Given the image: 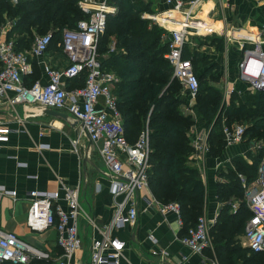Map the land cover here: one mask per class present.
Masks as SVG:
<instances>
[{"label": "built area", "instance_id": "2783aa9c", "mask_svg": "<svg viewBox=\"0 0 264 264\" xmlns=\"http://www.w3.org/2000/svg\"><path fill=\"white\" fill-rule=\"evenodd\" d=\"M166 1L169 7L151 17L168 34L169 49L164 56L173 66V77L181 81L191 98H196L200 80L192 59L184 55V48L191 34H211L215 31L213 25L197 19L195 14L197 7L208 0ZM79 5L87 17L80 19L77 27L63 30L60 45L67 56V63L62 68L50 65L44 58L54 37L52 32L36 35L31 48L21 50L14 38H9L3 29L0 30V96L12 92L8 103L13 107L18 103L43 104L66 111L83 123L112 175L110 190L115 197L114 214L110 222L103 225L102 235L92 239L89 255L83 260L79 256L83 245L78 224V218L83 212L79 185H64L52 191L32 189L29 192L27 223L35 231L54 226L58 231L57 242L62 251L53 257L47 249L25 240L14 231L0 227L1 262L29 263L38 258L53 259L56 264H122L126 242L113 234V229L137 223V193L149 184V125L146 124L134 143L128 141L113 91L117 79L112 71L103 67L100 54V43L108 17L118 10V6L111 0H80ZM252 41V44L245 47L239 61V78L252 91H260L264 90V46L260 40ZM115 49L116 42L113 40L110 51ZM32 56L37 57L43 65L48 75L46 82L36 80L30 85L26 83L25 75L33 70ZM83 73L86 74L85 84L68 88V79ZM101 95L104 96L102 106L98 103ZM245 130L242 123L234 126L224 124L226 144L243 140ZM9 132L10 128L4 127L0 121V142L9 140ZM196 142L202 151L209 149L207 137L200 136ZM240 177L243 178L241 174ZM243 185L244 201L252 212L245 224V238L253 251L263 252L264 159L256 179ZM0 191L16 195L15 190ZM159 205L163 212H176L180 224L184 223L179 202ZM181 241L196 252H202L212 244L211 223L204 214L199 216L196 225L189 227ZM164 258L162 255L160 261Z\"/></svg>", "mask_w": 264, "mask_h": 264}, {"label": "trees", "instance_id": "16d2710c", "mask_svg": "<svg viewBox=\"0 0 264 264\" xmlns=\"http://www.w3.org/2000/svg\"><path fill=\"white\" fill-rule=\"evenodd\" d=\"M79 1L0 0V27L7 20H14L7 36L14 38L21 50L31 48L37 33L50 31L54 36L50 48L55 49L58 40L62 39L63 30L77 27L78 21L87 17ZM111 2L118 5V10L108 17L100 51L109 52L111 42L115 40V51H110L111 54L102 63L104 68H114L121 76L113 91L123 118L125 134L128 141L134 143L148 123L151 147L149 184L162 201L174 200L180 203L184 220L183 231L186 232L189 227L197 224L206 204L202 176L188 161L194 148L188 132L194 125L195 118L180 109L183 98L178 95L179 88L176 86L181 81L173 77V66L164 56L169 49V41L162 40L164 28L142 17L144 11L151 9L150 6L139 5L136 0ZM203 38L202 36L193 47L194 51L186 43L184 55L192 59L200 80L198 108L203 124L207 127L213 125L208 142L211 154L217 156L223 152L227 143L224 124L246 125L243 138L248 145H252V142L256 144L260 137L264 138V90L256 91L251 96L254 101L250 107L238 92L226 103L221 89L202 85V81L208 76V80L212 81L214 76L220 78L222 74L217 61L196 51ZM216 67L220 68L217 73L214 71ZM38 74V66L34 64V71L26 76V83L32 84ZM85 77L86 74L83 73L69 79L73 81L72 86L77 87L85 84ZM256 147L245 154L250 160L244 154H238L233 158L235 167L218 170L222 180L218 183L217 195L224 204L219 221L212 228V235L221 264H238L237 259L241 257H244L247 264H264V251L256 252L249 247H243L238 239L252 214L244 201L245 187L240 173L244 174L247 183H251L258 176L264 145ZM237 199L243 201L234 211L232 204ZM234 254L237 259L231 260ZM0 264H52V259L35 258L29 263Z\"/></svg>", "mask_w": 264, "mask_h": 264}, {"label": "crops", "instance_id": "0c3cea01", "mask_svg": "<svg viewBox=\"0 0 264 264\" xmlns=\"http://www.w3.org/2000/svg\"><path fill=\"white\" fill-rule=\"evenodd\" d=\"M148 1L152 10H157H154L153 14L169 7L166 0ZM145 14H148L147 10ZM195 14L197 19L213 25L215 31L211 34H191L187 43H193L195 37L199 36L197 39H200L203 36L204 38L199 41L198 50L200 51L204 47L216 48L215 42L218 40H225L229 47L233 45L237 47L239 44L238 53L231 52L228 55L226 51L224 58L221 60L216 58L215 61L221 69L228 70L226 80H233L228 85L224 84L225 95L228 96L230 90H237L241 96L245 97V92L251 89L239 78V61L245 47L252 44V40H260L264 46V0H208L197 7ZM12 25L14 20H7L0 30L3 29L7 34ZM164 34L167 40L166 30ZM60 48L63 55L61 58L55 55L56 51L53 48H49L44 55L46 62L56 68H62L67 63V56L61 45ZM231 48L233 50V47ZM204 53L213 59L217 56L215 53ZM31 61L33 70L25 75V78L33 73L35 64L39 70L36 80L46 82L48 75L39 59L32 56ZM72 84L73 81L68 79V88L76 86ZM230 84L233 85L232 89H228ZM12 94L9 92L0 96V121L4 127L10 128L9 140L0 142V190H15L16 195L0 191V227L16 232L25 240L47 249L53 257H56L62 251L57 242L56 228L50 226L42 231H35L27 223L30 206L29 192L32 189L52 191L61 189L64 185H79V200L83 211L78 218L79 233L83 243L79 256L84 260L89 255L92 239L102 235L103 225L108 224L114 214L115 197L110 190L112 175L99 153L98 146L92 155L95 165L88 163L84 169L82 157L76 145L74 129L63 119L54 116H30V112L24 109L23 103L13 107L8 103V98ZM188 98L190 105L192 98L190 96ZM227 98L224 100L226 103L229 102ZM98 103L101 106L104 105L103 95L99 97ZM212 128L206 129L199 117L188 132L191 144L194 146L188 161L198 169L204 182L206 204L201 215L204 214L211 223L212 244L202 252H196L183 243L181 239L186 233L183 231L184 223L180 224L176 212L160 210L159 204L166 202L159 199L148 184L137 193L139 208L137 223L125 224L113 229V234L126 242L122 264H221L212 235V228L219 221L224 204L217 195L218 183L222 180L218 170L235 167L233 158L238 154H244L245 158L250 160L245 155L246 152L260 145L257 143L248 145L243 139L226 144L223 152L214 156L210 148L202 151L196 142L200 136L207 137L208 140ZM241 175L243 177L241 180L244 179L243 184L247 183L244 174ZM241 201L242 199H237L233 202L234 211ZM244 232L238 236V239L243 247L250 248ZM162 255L165 258L161 262ZM236 256L234 254L231 260H236ZM237 260L238 264H247L244 257ZM52 264H56L53 259Z\"/></svg>", "mask_w": 264, "mask_h": 264}, {"label": "rangeland", "instance_id": "374dc122", "mask_svg": "<svg viewBox=\"0 0 264 264\" xmlns=\"http://www.w3.org/2000/svg\"><path fill=\"white\" fill-rule=\"evenodd\" d=\"M136 3L137 4H139V5H142V6H150V2L148 1V0H136ZM117 5V4H116ZM118 6V5H117ZM149 8H151V7H149ZM155 10V9H154ZM152 10V8L151 9H149V10H147L148 11V14H145V11L143 12V14H142V16L144 17V18H147V19H150L153 23H157L158 25H160L158 22H156V21H154V19H152V18H150L152 15H154L153 14V12H155V11H157V10ZM150 14H151V16H150ZM161 27H162V25H160ZM164 30H166V29H164ZM39 34H43V33H37L36 35H39ZM35 35V36H36ZM197 37H199V36H197ZM197 37H195L193 40V43H190L189 44V46H190V49H191V51H194L195 49L193 48L194 46H195V44H196V42H198V40L199 39H197ZM166 39V37H165V34L163 33V35H162V40H165ZM208 42V41H207ZM58 45L55 47V55L56 56H58V57H62L63 55H62V53H61V48H60V40H58V43H57ZM215 45H216V48H203L201 51L200 50H196L198 53L200 52V53H204V52H206V53H208V54H213V53H215L217 56L216 57H214V60L217 58V59H222V58H224V53L227 51V54L229 55V54H231V52L233 53V54H236V53H238V51L240 50V48H239V44H238V46L237 47H235L233 44V46H230L229 47V45L227 44V43H225V40L224 41H221V40H218V41H216L215 42ZM231 47H233V50H232V48ZM109 50V49H108ZM101 52V51H100ZM108 54H111V52L109 51H104V52H101V59L104 61L107 57H108ZM60 55V56H59ZM58 57H56V58H58ZM210 63H212V61L210 60L209 61ZM105 64V63H104ZM214 64V63H213ZM201 65V64H200ZM228 68V67H227ZM105 69H107V70H109V71H112L113 72V74H114V76L116 77V82H115V86H114V89H115V87H116V85H117V83H118V81H120L121 80V76L117 73V71L114 69V68H109V67H107V66H105ZM200 71H202L201 69H200ZM214 71H215V73H217V71H220V68L219 67H216L215 69H214ZM221 71L223 72L222 74H221V77L220 78H217L216 76H214V78H213V80L211 81V80H208V78H209V76H208V78L207 79H204L203 81H202V85H204V86H208V85H211L212 87H216V88H219V89H221V91H222V93H223V100L224 99H226L228 96V98L227 99H229L230 100V98H231V96H235L236 94H235V92H237V90H230V94L228 95V96H226L225 95V93H224V90H223V87H224V84H229V82H231V81H233L232 79H231V81H227L226 79V77H227V69H221ZM212 73H214V72H212ZM230 78V77H229ZM238 79V78H237ZM230 80V79H229ZM228 82V83H227ZM178 86H176V88H179V93H178V95L180 96V97H182L183 98V102L180 104V109L182 110V111H184L185 113H190V114H192L193 116H194V118H195V122H196V119H198L199 117L202 119V116H201V113H200V111H199V108H198V101H197V97L196 98H192L191 99V104L189 105L188 103H189V96L187 95L188 93H187V91L185 90V87L183 86V84L181 83H179L178 82V84H177ZM231 85V84H230ZM232 87H233V85H231V86H229V88L228 89H232ZM254 93H256V91H252V90H249L248 89V91H246L245 92V97L244 96H242V100H244V101H246L247 103H248V105H250V107H252V104H253V102L252 101H254L253 99H252V95L254 94ZM186 106V107H185ZM196 114H198L199 116H197ZM202 123H203V119H202ZM195 124V123H194ZM237 124V123H236ZM198 125V124H197ZM194 126V125H193ZM192 126V127H193ZM213 125H211V127H212ZM246 126V125H245ZM204 127L206 128V129H208L209 127H207V126H205L204 125ZM209 130V129H208ZM207 130V131H208ZM244 139V138H243ZM256 143L257 144H259L260 146H262V145H264V138L263 137H260V138H258L257 140H256ZM263 159H264V156H263V158H262V161H263ZM261 161V162H262ZM170 201H174V200H170ZM243 201V200H242ZM241 203V202H240ZM240 205V204H239ZM238 205V206H239Z\"/></svg>", "mask_w": 264, "mask_h": 264}, {"label": "water", "instance_id": "95a60500", "mask_svg": "<svg viewBox=\"0 0 264 264\" xmlns=\"http://www.w3.org/2000/svg\"><path fill=\"white\" fill-rule=\"evenodd\" d=\"M24 109L30 112V116L49 115L66 121L75 132L76 145L82 157L84 169L88 163L95 165L92 159L94 151L97 149L95 141L92 139L86 127L79 121L77 117L66 111L54 109L43 104H24ZM255 143L252 142V145Z\"/></svg>", "mask_w": 264, "mask_h": 264}, {"label": "bare ground", "instance_id": "6f19581e", "mask_svg": "<svg viewBox=\"0 0 264 264\" xmlns=\"http://www.w3.org/2000/svg\"><path fill=\"white\" fill-rule=\"evenodd\" d=\"M256 38H258L257 36H255Z\"/></svg>", "mask_w": 264, "mask_h": 264}]
</instances>
